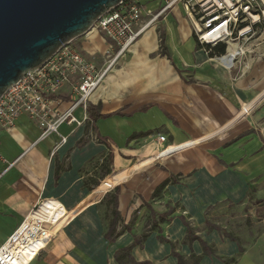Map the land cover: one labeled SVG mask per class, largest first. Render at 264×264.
<instances>
[{
    "label": "crops",
    "instance_id": "obj_1",
    "mask_svg": "<svg viewBox=\"0 0 264 264\" xmlns=\"http://www.w3.org/2000/svg\"><path fill=\"white\" fill-rule=\"evenodd\" d=\"M136 2L144 21L158 16L90 95L101 117L44 139L25 114L0 126V246L45 200L40 212L63 209L26 264H264V130L247 117L264 98V35L229 68L184 1ZM241 221L262 230L252 238Z\"/></svg>",
    "mask_w": 264,
    "mask_h": 264
},
{
    "label": "built area",
    "instance_id": "obj_2",
    "mask_svg": "<svg viewBox=\"0 0 264 264\" xmlns=\"http://www.w3.org/2000/svg\"><path fill=\"white\" fill-rule=\"evenodd\" d=\"M179 0H167V9ZM195 21V35L207 53L220 44L224 53H214L216 59L229 68L248 51L247 43L264 35V0H181ZM158 16L144 21L142 8L136 0H122L102 14L84 34L95 45L103 44L102 66L98 67L92 53L89 55L73 46L71 41L57 50L41 67L27 71L0 97V126L11 129L18 116L27 115L41 130L40 138L58 133L60 125H80L74 111H86L90 95L106 72L116 63L133 41ZM66 104L65 108L62 105ZM160 143L167 137L158 134ZM166 150H163V152ZM45 200L38 202L0 246V264H21L25 256L35 255L50 242V230L59 220L63 208L43 209ZM50 232L47 237L46 233ZM34 255V256H35Z\"/></svg>",
    "mask_w": 264,
    "mask_h": 264
},
{
    "label": "water",
    "instance_id": "obj_3",
    "mask_svg": "<svg viewBox=\"0 0 264 264\" xmlns=\"http://www.w3.org/2000/svg\"><path fill=\"white\" fill-rule=\"evenodd\" d=\"M122 0H0V97Z\"/></svg>",
    "mask_w": 264,
    "mask_h": 264
},
{
    "label": "rangeland",
    "instance_id": "obj_4",
    "mask_svg": "<svg viewBox=\"0 0 264 264\" xmlns=\"http://www.w3.org/2000/svg\"><path fill=\"white\" fill-rule=\"evenodd\" d=\"M90 36L91 35H89L87 38H89ZM87 38L85 35H82L80 37L73 39L71 41V44L73 46L77 47L78 49H81L84 53H86L88 55L90 53H92L94 55L93 57H95V61L98 65V67H100L103 64L104 56L102 55V52H103L104 48L101 45L100 46L95 45L92 41L87 40ZM105 75H104V77H105ZM104 77L102 78V80L104 79ZM102 80L100 81V83L102 82ZM263 108H264V98L261 99L254 106L251 113H249L250 115L248 114V116H247L248 118H250L254 121V123L257 126L258 131L264 130V109ZM107 199H108V196L105 197V199H104L105 203H106ZM105 211H106V208L105 207L102 208V212H105ZM257 221H259V220H257ZM242 222L243 221H241V223H239L237 227L241 228V232L244 231V233H248L252 238H253L254 234H258L262 230V227L259 224L255 225V226L252 225V227L251 226L248 227L246 223L243 224ZM252 228L254 229V231L256 230V233L252 232Z\"/></svg>",
    "mask_w": 264,
    "mask_h": 264
},
{
    "label": "trees",
    "instance_id": "obj_5",
    "mask_svg": "<svg viewBox=\"0 0 264 264\" xmlns=\"http://www.w3.org/2000/svg\"><path fill=\"white\" fill-rule=\"evenodd\" d=\"M224 51H225V45L224 44H220L217 47H215L213 49V52H211V53L220 54V53H224ZM86 113H87L88 118L91 121H94L95 119L101 117V114H99V105L94 106V105H91V104L87 103ZM107 161L109 162L110 158H108ZM167 183H168V180L163 181L161 184H159L155 188V190L153 191V197H156V196L160 195V193L165 188ZM110 206H111V210H110V216L111 217H110V220H109L108 236H112V235H114L116 233L115 225L117 224V222L120 219V215H119V212L117 210V195L116 194H112V196L110 198ZM146 235H147L146 233L142 234L141 239H144L146 237ZM178 258H179V262L181 264H183L182 257L178 256Z\"/></svg>",
    "mask_w": 264,
    "mask_h": 264
},
{
    "label": "bare ground",
    "instance_id": "obj_6",
    "mask_svg": "<svg viewBox=\"0 0 264 264\" xmlns=\"http://www.w3.org/2000/svg\"><path fill=\"white\" fill-rule=\"evenodd\" d=\"M50 232H51V234H54V233L52 232V230H50ZM50 232H47V233H46V236H47V237L50 236ZM38 245H39V246H38ZM37 246H38V247H36V251H37V248H41L42 244H38V243H37ZM27 255H28V254H27ZM27 255L25 256V259L23 260V262H22L21 264H26V263H27V261H28V259H27V258H28Z\"/></svg>",
    "mask_w": 264,
    "mask_h": 264
}]
</instances>
